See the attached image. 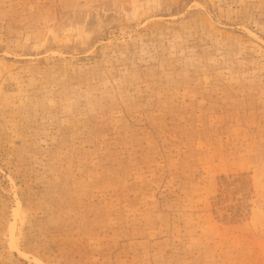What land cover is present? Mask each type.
<instances>
[{"label": "rangeland", "instance_id": "374dc122", "mask_svg": "<svg viewBox=\"0 0 264 264\" xmlns=\"http://www.w3.org/2000/svg\"><path fill=\"white\" fill-rule=\"evenodd\" d=\"M0 264H264V0H0Z\"/></svg>", "mask_w": 264, "mask_h": 264}, {"label": "bare ground", "instance_id": "6f19581e", "mask_svg": "<svg viewBox=\"0 0 264 264\" xmlns=\"http://www.w3.org/2000/svg\"><path fill=\"white\" fill-rule=\"evenodd\" d=\"M18 205V204H17Z\"/></svg>", "mask_w": 264, "mask_h": 264}]
</instances>
